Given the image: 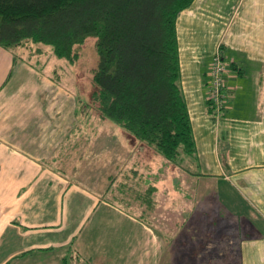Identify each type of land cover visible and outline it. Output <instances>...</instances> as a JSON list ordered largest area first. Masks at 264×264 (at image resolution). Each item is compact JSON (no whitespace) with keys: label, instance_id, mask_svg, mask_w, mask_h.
<instances>
[{"label":"crops","instance_id":"1","mask_svg":"<svg viewBox=\"0 0 264 264\" xmlns=\"http://www.w3.org/2000/svg\"><path fill=\"white\" fill-rule=\"evenodd\" d=\"M176 31L194 171L201 175L190 190L199 196L195 206L180 189L179 221H164L163 232L153 211L132 199L153 188V172L135 169L123 144L110 156L119 172L115 191L102 182L87 189L67 175L71 166L47 160L49 136L57 134L56 99L37 78L19 86L27 73L23 66L15 72L21 55L14 60L0 46V264L33 257L44 264V255L61 250L83 264H171L175 256L177 264H264V0H193L179 13ZM218 48L228 91L219 116L209 111L206 84ZM66 144L57 165H66L65 154L75 161L82 152V143ZM181 182L187 184L186 176ZM199 212L207 219L199 220ZM172 229L177 248L168 237Z\"/></svg>","mask_w":264,"mask_h":264},{"label":"trees","instance_id":"2","mask_svg":"<svg viewBox=\"0 0 264 264\" xmlns=\"http://www.w3.org/2000/svg\"><path fill=\"white\" fill-rule=\"evenodd\" d=\"M192 2L0 0V46L16 60L28 43L44 44L56 58L76 63L93 38L97 59L90 69L95 88L90 97L99 115L136 141L152 145L193 181L201 174L194 171L196 146L179 84L176 31L179 13Z\"/></svg>","mask_w":264,"mask_h":264},{"label":"rangeland","instance_id":"3","mask_svg":"<svg viewBox=\"0 0 264 264\" xmlns=\"http://www.w3.org/2000/svg\"><path fill=\"white\" fill-rule=\"evenodd\" d=\"M93 43V38H89L85 42L76 63L56 58L55 55H52V48L48 45L28 43V46L26 45L18 51L21 56L15 66V72H22L20 67L23 66L26 68L27 73L17 83L19 86L24 87L32 79L37 78L40 80L38 82L42 92L47 95H54L56 100H53V102L58 105V111L53 115L57 134L52 132L49 136L51 138L48 144L50 146V156L47 160L53 163L56 168L71 166V171L67 172V175L80 185L92 190L93 188H99L98 184L102 182V184L111 185L114 191L118 189L119 172L114 169V165H112L114 163L110 161V156L113 158L114 153L120 152V147H118L120 144H123V155L130 157L132 162L135 163V169L141 171L149 167L152 170L154 181L150 183L153 186L150 189L151 193L140 191L137 198L133 197L132 199L133 201L138 200L140 206H143L145 210L153 211V219L158 225L156 229L163 232L164 230L161 227L164 221H179L180 189H187L192 194L187 195L186 202L188 205L195 206V200L199 199V196H195V193L190 191L194 189L195 183L192 180V182L187 180V184L182 185L181 180L185 175L175 166L165 162L164 158L155 151L152 145L136 141L121 126L99 115L96 103L90 97L92 91L95 90L91 83L90 69L94 67L97 59ZM225 63H227L226 60ZM48 102L50 101L48 100ZM66 136H68V141L65 139ZM67 142H69V145L72 142L82 143L80 145L82 152L75 161V156L69 154L70 152L68 155L65 154L66 165H57L55 163H58L59 155L66 151ZM62 151L64 152L62 153ZM145 173L148 172L145 171ZM203 188L209 189L210 185H203ZM184 190L181 192L182 198L187 193ZM211 199V197H208L207 201L209 202ZM167 203H169V209ZM209 205H211L210 202L207 203V206ZM140 215L145 216L142 213ZM149 215L151 214L149 213ZM198 215L200 216L199 220L207 219L202 212H199ZM175 232L177 233V229H172L168 237L174 239L175 235L173 234ZM165 234H168L166 230ZM177 241L178 238L176 237L174 239L176 248ZM205 245H209V243ZM63 257L66 264H83L63 250L48 253L42 258H44V264H61L60 260ZM175 258L177 260V256ZM30 259L26 263L41 264L34 263V260L31 259L30 261ZM234 264H237V262H234Z\"/></svg>","mask_w":264,"mask_h":264},{"label":"built area","instance_id":"4","mask_svg":"<svg viewBox=\"0 0 264 264\" xmlns=\"http://www.w3.org/2000/svg\"><path fill=\"white\" fill-rule=\"evenodd\" d=\"M227 71L219 48L213 54L207 70V101L211 104L214 114L219 116L227 108L228 91L224 83V74Z\"/></svg>","mask_w":264,"mask_h":264}]
</instances>
